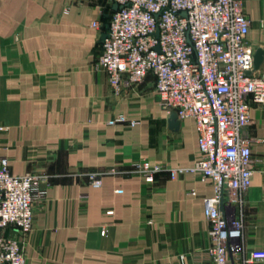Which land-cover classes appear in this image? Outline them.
<instances>
[{
    "label": "crops",
    "instance_id": "0c3cea01",
    "mask_svg": "<svg viewBox=\"0 0 264 264\" xmlns=\"http://www.w3.org/2000/svg\"><path fill=\"white\" fill-rule=\"evenodd\" d=\"M241 1L248 42L264 50V0ZM111 10L105 0H0V158L14 175L48 179L26 264H210L205 199L215 189L190 171L171 177L198 158L196 123L171 128L153 76L124 98L113 95L107 74L95 70ZM252 118L245 135L258 140L257 164L230 264L264 252V106L254 104ZM141 159L162 168L153 185L109 172ZM91 173L100 188L89 184Z\"/></svg>",
    "mask_w": 264,
    "mask_h": 264
},
{
    "label": "built area",
    "instance_id": "2783aa9c",
    "mask_svg": "<svg viewBox=\"0 0 264 264\" xmlns=\"http://www.w3.org/2000/svg\"><path fill=\"white\" fill-rule=\"evenodd\" d=\"M105 1L112 10L95 70L107 74L116 98L153 76L162 107L181 121H195L198 158L192 168L172 171L171 177L190 171L213 185L215 195L205 199L210 264H230L244 237L247 195L257 164L253 145L258 140L245 131L254 124L253 105L264 106V62L255 69L256 50L248 42L252 23L243 2ZM92 27L102 29L99 21ZM161 170L141 159L130 170L109 172L138 174L153 185ZM88 177L91 186H102L99 174ZM47 193V177L35 172L14 175L9 159L0 158V264H26L35 207ZM10 229L19 237L9 235ZM252 262H264V252H252L241 264Z\"/></svg>",
    "mask_w": 264,
    "mask_h": 264
},
{
    "label": "water",
    "instance_id": "95a60500",
    "mask_svg": "<svg viewBox=\"0 0 264 264\" xmlns=\"http://www.w3.org/2000/svg\"><path fill=\"white\" fill-rule=\"evenodd\" d=\"M113 9L117 10L118 5H114ZM106 36H107L106 34L103 35L102 39H105ZM263 62H264V50L258 49L255 54V69L259 70L262 67ZM170 125L172 129H176V130L179 129L180 122L178 115L176 113L171 114Z\"/></svg>",
    "mask_w": 264,
    "mask_h": 264
}]
</instances>
